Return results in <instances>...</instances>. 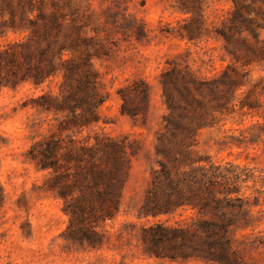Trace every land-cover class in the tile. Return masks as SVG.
<instances>
[{"label":"rangeland","instance_id":"rangeland-1","mask_svg":"<svg viewBox=\"0 0 264 264\" xmlns=\"http://www.w3.org/2000/svg\"><path fill=\"white\" fill-rule=\"evenodd\" d=\"M73 1L89 15L85 34L93 38L91 63L106 100L96 123L61 132L68 112H41L37 101L44 92L61 97V75L39 87L25 82L0 88V264H220L183 255L179 241L167 242L166 253L159 256L147 249L143 227L193 224L199 215L191 208L157 217H139L138 213L152 169L161 158L155 146L157 135L165 131L164 115L168 112L162 72L175 67L179 77L189 70L201 80H212L228 65L244 71L236 103L254 88L250 97L257 100L259 109L236 106L234 112L217 113L214 124L198 130L193 150L196 157L206 156L222 166L238 165L243 177L251 176L238 194L244 198V220L230 231V259L231 264H264V60L247 64L245 57L237 60L233 55L235 51L245 56L247 45L263 49L264 29H257V37L244 29L226 45L220 30L227 29L232 0ZM255 6L264 10L260 1ZM188 25H200V35L189 39ZM4 43L0 38V44ZM141 80L149 87L148 103L134 91ZM218 88L223 89L222 84ZM121 90L131 92L139 104L142 111L136 117L122 113ZM191 91L204 105L203 110L211 111L209 90ZM172 94L175 102L183 104L177 91ZM52 131L66 142L68 136L76 141L90 136L94 142L95 135L106 132L139 148L131 156L120 210L113 219L95 227L96 243L69 237L70 217L63 209V199L49 186L51 171L39 168L31 157L33 144Z\"/></svg>","mask_w":264,"mask_h":264},{"label":"trees","instance_id":"trees-1","mask_svg":"<svg viewBox=\"0 0 264 264\" xmlns=\"http://www.w3.org/2000/svg\"><path fill=\"white\" fill-rule=\"evenodd\" d=\"M257 1L264 4V0H232L227 29L220 30L226 45L244 29L254 37L258 28L264 29V10L255 6ZM88 17L80 11L79 2L73 0H0V38L5 40L0 44V88L25 82L39 87L61 75V97L44 92L37 98L41 112H68L60 125L61 132H74V126L90 127L96 123L99 108L106 100L99 88L98 72L91 63L89 47L93 38L85 34ZM186 27L189 39L201 33L200 25ZM241 43L244 47V40ZM246 49L245 56L233 51L234 57H245L247 64L264 60V48L247 45ZM181 74L179 77L175 67L161 74L168 108L164 115L165 131L157 135L155 146L161 158L157 159L158 167L152 169L138 216L157 217L191 208L199 217L186 226L156 223L143 227V241L150 253L158 256L166 253L167 242L179 241L178 249L185 256L231 264L230 231L237 228L239 220H244V198L238 194L241 184L251 176L243 177L237 171L238 165L222 166L206 156L196 157L193 148L198 130L214 124L217 113L234 112L236 106L259 109L257 100L250 97L255 90L251 88L236 103L238 91L244 85V71L235 65H228L219 78L212 80H201L189 70ZM192 88L198 92L209 90L211 111L203 110L204 105L194 97ZM174 90L183 104L175 102ZM134 91L145 103L149 102L147 83L139 81V88ZM121 97L122 113L136 117L142 111L131 92L121 90ZM67 141L52 131L33 144L31 157L39 168L51 171L49 186L63 199V209L70 217L69 237L96 243L95 227L113 219L120 210L131 156L139 148L126 138L119 140L106 132L95 135L94 142L90 136L83 141L68 136Z\"/></svg>","mask_w":264,"mask_h":264}]
</instances>
